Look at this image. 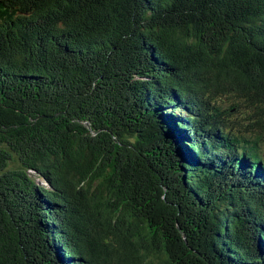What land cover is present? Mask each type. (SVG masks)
<instances>
[{
  "label": "trees",
  "instance_id": "obj_1",
  "mask_svg": "<svg viewBox=\"0 0 264 264\" xmlns=\"http://www.w3.org/2000/svg\"><path fill=\"white\" fill-rule=\"evenodd\" d=\"M0 264H264V0H0Z\"/></svg>",
  "mask_w": 264,
  "mask_h": 264
},
{
  "label": "rangeland",
  "instance_id": "obj_2",
  "mask_svg": "<svg viewBox=\"0 0 264 264\" xmlns=\"http://www.w3.org/2000/svg\"><path fill=\"white\" fill-rule=\"evenodd\" d=\"M180 114V113H179ZM262 168H263V166H262ZM36 180H37V182L39 183V184H41V185H48L47 184V182L46 181H44V179H41V178H39V177H36L35 178ZM194 211V210H193ZM195 212V211H194ZM196 218V217H195ZM192 219H194V217H192ZM192 219H189L188 220V222H187V224L189 225V227H193L194 226V222L192 221ZM196 220V222L198 221V219H195Z\"/></svg>",
  "mask_w": 264,
  "mask_h": 264
},
{
  "label": "flooded vegetation",
  "instance_id": "obj_3",
  "mask_svg": "<svg viewBox=\"0 0 264 264\" xmlns=\"http://www.w3.org/2000/svg\"><path fill=\"white\" fill-rule=\"evenodd\" d=\"M190 216L194 217V214H191ZM195 217H196V215H195ZM192 221H194V226H199V220L196 222V220L192 219Z\"/></svg>",
  "mask_w": 264,
  "mask_h": 264
},
{
  "label": "bare ground",
  "instance_id": "obj_4",
  "mask_svg": "<svg viewBox=\"0 0 264 264\" xmlns=\"http://www.w3.org/2000/svg\"><path fill=\"white\" fill-rule=\"evenodd\" d=\"M251 154H252V153H251ZM253 156H254V155H253ZM241 164L244 165V167H248V166H247V163H245L244 161H241ZM241 164H240V165H241ZM242 165H241V166H242ZM242 167H243V166H242Z\"/></svg>",
  "mask_w": 264,
  "mask_h": 264
}]
</instances>
